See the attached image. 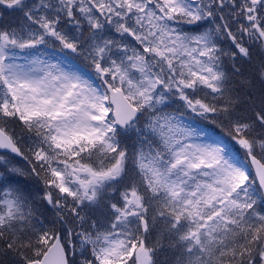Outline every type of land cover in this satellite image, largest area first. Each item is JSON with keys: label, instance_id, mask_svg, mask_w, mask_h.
I'll return each instance as SVG.
<instances>
[{"label": "snow or ice", "instance_id": "1", "mask_svg": "<svg viewBox=\"0 0 264 264\" xmlns=\"http://www.w3.org/2000/svg\"><path fill=\"white\" fill-rule=\"evenodd\" d=\"M0 264H264V0H0Z\"/></svg>", "mask_w": 264, "mask_h": 264}]
</instances>
